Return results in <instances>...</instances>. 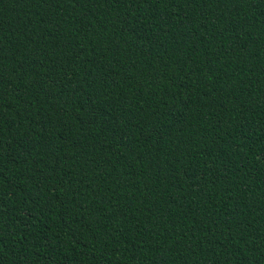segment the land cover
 <instances>
[{
  "label": "trees",
  "instance_id": "1",
  "mask_svg": "<svg viewBox=\"0 0 264 264\" xmlns=\"http://www.w3.org/2000/svg\"><path fill=\"white\" fill-rule=\"evenodd\" d=\"M0 264H264V0H0Z\"/></svg>",
  "mask_w": 264,
  "mask_h": 264
}]
</instances>
